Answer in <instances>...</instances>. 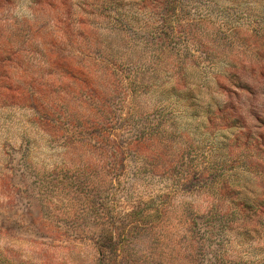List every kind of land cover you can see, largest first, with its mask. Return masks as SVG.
Returning <instances> with one entry per match:
<instances>
[{
  "label": "rangeland",
  "instance_id": "rangeland-1",
  "mask_svg": "<svg viewBox=\"0 0 264 264\" xmlns=\"http://www.w3.org/2000/svg\"><path fill=\"white\" fill-rule=\"evenodd\" d=\"M0 264H264V0H0Z\"/></svg>",
  "mask_w": 264,
  "mask_h": 264
}]
</instances>
